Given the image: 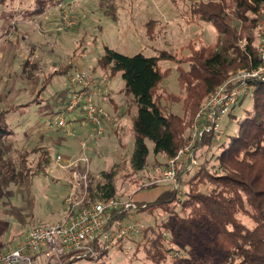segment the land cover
<instances>
[{"label":"rangeland","instance_id":"rangeland-1","mask_svg":"<svg viewBox=\"0 0 264 264\" xmlns=\"http://www.w3.org/2000/svg\"><path fill=\"white\" fill-rule=\"evenodd\" d=\"M39 1L0 0V111L41 98L21 111L18 109L9 114V122L13 123L16 131L11 139L14 144L11 156L16 158L19 151L40 146L48 148L51 153L44 169H33L38 174L35 173L32 179L9 181L0 175L1 251L19 241L32 226L53 225L60 221L68 195L84 194L87 200L95 201L91 197V188L99 181L104 182L105 171H113L115 198L133 200L139 206L141 201L138 197H149L167 186H173L172 182L164 181L162 175L168 158L162 153H155L154 144L148 138V164L140 171L131 167L135 138L133 120L138 103L125 91L122 72L108 77L97 67V58L104 54L106 47L126 55L142 53L154 56L164 53L159 64L168 75L162 81L159 92L164 94L162 101L166 108L183 116L186 142L193 119L189 113L184 114L181 102L173 103L167 95L180 92L177 68L187 64L185 59L191 53L190 45L210 46L217 41V32L212 24L196 18L192 9L200 2L220 0H59L56 5H48L38 14L23 12L30 7H40ZM228 7L226 11L232 15L234 2L229 1ZM256 31L259 44L258 27ZM245 42L244 39L240 44L243 46ZM66 64L72 67L67 68ZM54 71L66 72L48 81ZM80 71L85 72V76L87 73L90 85L104 81L101 84L103 89L94 93L98 105L102 106L99 99L105 88L111 94L110 99H114L119 107L115 109L113 104L102 106L111 118L105 121V128L108 129L104 134L87 143V169L81 152L82 142L89 130L84 109L80 107L68 115L71 129L66 132L55 125L57 108L50 103L55 102L57 97L69 95L70 74ZM91 76L96 77L95 83L91 81ZM251 100L249 95L241 105L238 103L234 109L231 107L229 113L235 114L236 118L231 120L227 115L223 119L219 136L235 131L237 121L243 117L244 108L250 105ZM81 115L83 119L78 123L75 120ZM41 151L32 153L28 161L37 163ZM57 154L62 156L61 165L56 162ZM207 157H212L210 152ZM72 171L83 173L87 186L79 185L84 182L73 178ZM165 219L164 215L147 210L130 211L124 217V223L139 222L143 224L142 228L134 235L104 242L103 247L106 244L108 247L103 254H98L99 259L92 261L82 257L70 264H153L145 259L143 252L134 255L135 241L142 239L140 234L146 226ZM197 260L199 264H221L220 261L214 262L215 259L209 255ZM35 264H46L45 256L42 263Z\"/></svg>","mask_w":264,"mask_h":264},{"label":"trees","instance_id":"trees-1","mask_svg":"<svg viewBox=\"0 0 264 264\" xmlns=\"http://www.w3.org/2000/svg\"><path fill=\"white\" fill-rule=\"evenodd\" d=\"M58 1L40 0V7L24 9L23 12L38 14ZM229 1L235 4L232 15L226 11ZM263 2L220 0L200 2L193 7L192 14L196 18L212 24L217 41L214 45L200 47L190 43L191 53L185 59L187 64L177 68L180 92L169 93L167 97L173 103L181 102L184 114L189 113L193 119L208 95L229 77L231 70L258 69L263 64L256 31ZM244 39L246 42L242 46L240 41ZM163 55H126L106 47L104 54L97 58V67L108 77L122 72L125 91L138 103L130 159L135 171L148 164L147 138L153 142L155 153H162L166 158L174 156L185 142L183 116L166 108L162 101L164 94L159 92L168 75L159 64ZM65 66L69 68L71 64ZM65 72H52L48 81ZM95 78L91 76L93 83ZM251 83L255 88L248 90L232 106L234 109L236 104L241 105L249 95L252 99L244 108L243 117L237 121L235 131L225 132L223 136L212 130L206 132L195 146L199 159L197 166L187 169L184 162L179 166V188L167 186L153 200L139 202L136 211L147 210L164 215L166 219L145 227L140 234L142 239L135 241V256L143 252L145 259L153 264H199L197 259L208 255L221 264H264V78L256 77ZM74 89L68 87V96L50 102L57 108L58 115L66 109ZM36 100L0 111V175L9 181L32 179L50 161V150L42 146L19 151L16 158L11 156L14 145L11 139L16 131L8 116ZM228 115L231 120L236 118L235 114ZM39 149L42 151L38 161L32 164L28 157ZM209 152L211 158L207 157ZM112 178L113 171H105L104 182L99 181L91 188V197L95 200L115 197L116 186ZM128 214L129 211H125L119 217L124 219ZM17 242L10 247L16 246ZM97 249L99 254L105 252L100 247ZM85 258L99 259L89 254ZM75 260L67 258L60 264Z\"/></svg>","mask_w":264,"mask_h":264},{"label":"built area","instance_id":"built-area-1","mask_svg":"<svg viewBox=\"0 0 264 264\" xmlns=\"http://www.w3.org/2000/svg\"><path fill=\"white\" fill-rule=\"evenodd\" d=\"M259 13L258 52L263 64L258 69L239 68L229 72V77L208 95L205 103L198 109L191 123L189 139L174 156L168 158L162 170L163 180L172 182L175 188H179L177 172L181 163L184 162L187 169L197 166L199 159L195 146L203 139L204 134L212 130L219 136L222 133L221 122L231 107L248 90L255 88L251 80L260 76L264 78V2ZM69 82L75 89L69 96L66 109L58 115L55 125L70 132L68 115L80 107L84 109L89 130L87 138L82 142L81 152L87 169L89 163L86 154L87 143L104 134L105 121L110 120L111 114L94 100V93L103 89L101 84L104 81L90 85L87 73L85 76V72L80 71L70 74ZM103 91L106 92V89ZM56 156V162L61 165V154ZM72 173L73 178L84 182L79 185L87 186L83 173L79 171ZM84 196L68 195L65 198L63 218L53 225L32 226L16 246L0 251V264H35L41 256H45L46 264H60L64 259L82 258L88 254L97 257L99 254L97 247L104 250L108 247V244L103 247L104 242L115 237L134 235L143 227L139 222L124 223L119 217L125 211H136L139 205L135 201L115 197L91 201Z\"/></svg>","mask_w":264,"mask_h":264},{"label":"crops","instance_id":"crops-1","mask_svg":"<svg viewBox=\"0 0 264 264\" xmlns=\"http://www.w3.org/2000/svg\"><path fill=\"white\" fill-rule=\"evenodd\" d=\"M30 9H32L31 7H30ZM12 19V18H11ZM6 30H8V28L6 29ZM4 31V32H7V31ZM104 93H106V94H104ZM101 95H103V96H101L100 97V103H101V105L102 106H105V105H107V104H113L114 106H115V109H118L119 107L117 106V104L115 103V101H114V99H110L111 98V94H110V92H103V93H101ZM110 100V101H109ZM29 102V101H28ZM27 103V102H26ZM109 110V109H108ZM111 110V109H110ZM77 113V112H76ZM79 113H77V115H78ZM74 119V118H73ZM83 119V115H81V116H78V118H76V120L75 121H77L78 123L80 122V120H82ZM108 123H110V122H108ZM111 124V123H110ZM107 128V127H106ZM108 129V128H107ZM165 188H167V187H165ZM164 188V189H165ZM164 189H162L159 193H161ZM159 193H153V194H150V195H148L149 197H147V196H145V197H138V201H150V200H153L154 198H156V196L157 195H159ZM151 196V197H150ZM147 198H149V199H147ZM21 239V238H20ZM19 239V240H20ZM18 243V242H17ZM42 260H43V256H41L40 258H38V261L37 262H40V263H42ZM36 262V263H37Z\"/></svg>","mask_w":264,"mask_h":264}]
</instances>
